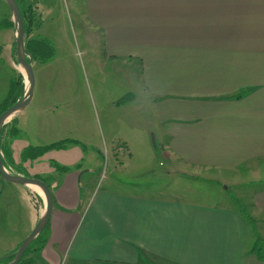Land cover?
Masks as SVG:
<instances>
[{"label":"crops","instance_id":"obj_1","mask_svg":"<svg viewBox=\"0 0 264 264\" xmlns=\"http://www.w3.org/2000/svg\"><path fill=\"white\" fill-rule=\"evenodd\" d=\"M89 14L107 53L98 61L122 66L121 103L77 90L52 55L34 62L39 90L13 115L16 135L1 140L18 173L53 192L49 239L33 264H264L252 250L259 237L264 243V178L250 213L227 192L242 189L243 173L264 175V0H90ZM6 28L13 46L15 29ZM6 58L14 72L15 57ZM132 132L143 158L126 165L129 175L118 165L113 182L91 187L83 165L98 157L101 137L123 139L131 156ZM65 139L75 141L23 158L29 147ZM120 146L111 148L117 159ZM215 180L229 183L216 199L176 192ZM8 182L12 228L0 232V258L45 212L38 186Z\"/></svg>","mask_w":264,"mask_h":264},{"label":"rangeland","instance_id":"obj_2","mask_svg":"<svg viewBox=\"0 0 264 264\" xmlns=\"http://www.w3.org/2000/svg\"><path fill=\"white\" fill-rule=\"evenodd\" d=\"M89 1L90 0H40L39 8L43 13V24L40 28V33H37L38 29L32 31L31 17L28 18L30 25L29 37H41L46 38L51 47L52 55L58 59L55 61L56 69L58 71V76H65L64 80H71L77 90L82 89L88 94L104 95V101L107 96L111 98L110 103L113 102V97L116 103H121V98L127 93L125 90V85L122 82V66L120 64L112 63L109 66L102 64L98 61V57H107V53L104 52L105 47L101 41V31L98 29L94 22L91 21L89 14ZM38 7V5H37ZM38 11V8H37ZM11 10L5 0H0V22L9 16H11ZM38 14V13H37ZM37 18V17H36ZM25 23V22H24ZM5 27L0 28V44L4 47V53L0 54V98L6 95V88L8 87L9 76L15 75L16 71H20L23 75V81L25 84L24 93L28 87L27 76L25 75L24 68L20 65L17 58L15 42L12 46L10 43L11 39V29ZM14 41L17 37L16 28L14 26ZM10 32V33H9ZM6 57H15L16 69L12 70L11 66L8 64V59ZM50 57H52L50 55ZM39 62V61H33ZM34 67L35 73V94L39 90V73H37L36 66ZM61 74H63L61 76ZM108 93V95H107ZM101 116V113H100ZM111 118H116L118 116L117 111H110ZM13 116L9 117L11 119ZM101 118V117H100ZM134 132H132L127 139L133 146L138 149L132 150V155H128V143H125L123 139L112 140L108 135L101 137L100 144L97 145L98 157L91 162L86 164L84 162V167H91L92 170L88 175L90 177L91 187L99 190L103 189V186L113 182L115 177H112V171L118 167V165H123L120 169V175H129L127 172L126 165L128 163L132 164L143 158L142 154V143L141 140L134 139ZM128 136V135H125ZM121 144L120 153L121 156L118 159L115 157L114 152L111 151L112 145ZM158 167H163L159 165L160 161L165 163L162 156H156ZM248 175H251L248 173ZM43 178H46V174L41 173ZM262 179H245L247 177L246 173H243L241 178V188L237 189L234 186L229 185V189L226 190V185L229 183H219L216 180L200 184L198 188L190 190H180L177 193H182L184 191H190L192 194H186L185 196L191 199H205L209 200L208 197L216 199L217 196L224 190L227 191L231 196L236 198L239 203L244 206L246 213H250L249 203L253 202L252 194L255 189L260 186L264 175H261ZM0 179H3V186L0 189V232H9L12 228L11 218L9 214V182L0 175ZM229 178V175L226 176ZM249 178V176H248ZM88 179V177H87ZM104 179V180H103ZM174 181V180H173ZM176 181H174V184ZM210 183V184H208ZM34 200L38 201L39 196L33 194ZM10 199V198H9ZM20 224L26 223V212H23L19 217ZM257 239L255 240V242ZM254 242V243H255ZM257 248L261 247V251L264 254V243L263 240H259ZM255 244V245H256ZM36 256L34 252H30L27 256L30 258ZM19 264H29L28 262H21Z\"/></svg>","mask_w":264,"mask_h":264},{"label":"trees","instance_id":"obj_3","mask_svg":"<svg viewBox=\"0 0 264 264\" xmlns=\"http://www.w3.org/2000/svg\"><path fill=\"white\" fill-rule=\"evenodd\" d=\"M17 2L22 12V17L25 22L26 32L28 33L30 31L29 29L30 25H28V23H30L28 18L30 17L33 24L31 26L32 31L34 29H39L43 23L42 17L39 14H37L38 13L37 4L39 0H17ZM14 25L15 23L10 17L0 22V28L5 26L14 27ZM25 44H26L27 53L32 57L33 61H39V62L46 61L50 57V55L52 56V52H53L52 47L49 41L44 37L30 38L29 34L28 35L26 34ZM15 46H16V41H15ZM2 52H3V45L0 44V54ZM24 87L25 84L23 81V75L21 74L20 71H16V74L11 78L10 89L7 98L0 103V114L4 112L7 108H9L11 105H13L20 97L24 95ZM10 122H8L3 126L1 131V140L4 134L13 138L18 132L19 128L14 123V117L11 119ZM74 141H72L71 139H65L45 146L29 147L27 152L23 151V158L24 159L34 158L40 154H43L45 151H47L50 148L65 146L69 142H74ZM2 152H3V160L5 165L15 166L17 168V171L21 169L20 166H17L14 163L11 152L9 151L8 148L5 147L4 144H2ZM65 168L66 170L69 169L68 167ZM241 207L242 209H244L242 205ZM48 232H49V222L47 226L44 228V230L40 232L36 236V238L32 241V243L29 245L20 263L28 262L29 264H33L35 262L36 259H34L33 257L28 258L27 255L30 252H34L37 255L41 253L42 249L45 247L46 243L48 242L49 239ZM260 239L261 238L259 237L257 243ZM252 250L253 251L258 250L260 252L261 247L257 248V244H256ZM259 252H257V254L261 256ZM15 254L16 251L0 258V264H7L9 261H11L14 258Z\"/></svg>","mask_w":264,"mask_h":264},{"label":"water","instance_id":"obj_4","mask_svg":"<svg viewBox=\"0 0 264 264\" xmlns=\"http://www.w3.org/2000/svg\"><path fill=\"white\" fill-rule=\"evenodd\" d=\"M12 12V20L15 23L16 28V53L18 62L25 70V75L28 80V87L22 97H20L13 105L7 108L4 112L0 114V174L3 178L8 181L19 183V184H31L41 188L45 197V212L38 220L36 226L32 229L31 233L21 242L14 258L7 264H18L23 258L25 252L27 251L29 245L36 238V236L44 230L47 226L51 213L54 207V196L49 184L39 178L29 175H24L20 173H13L7 170L3 160L2 144H1V131L3 126L10 120L9 117L15 115V113L23 109L31 100L35 87V73L33 67V59L27 53L25 37L26 29L25 23L23 21L22 12L19 7L17 0H6Z\"/></svg>","mask_w":264,"mask_h":264},{"label":"built area","instance_id":"obj_5","mask_svg":"<svg viewBox=\"0 0 264 264\" xmlns=\"http://www.w3.org/2000/svg\"><path fill=\"white\" fill-rule=\"evenodd\" d=\"M37 200L35 199V202H36Z\"/></svg>","mask_w":264,"mask_h":264},{"label":"bare ground","instance_id":"obj_6","mask_svg":"<svg viewBox=\"0 0 264 264\" xmlns=\"http://www.w3.org/2000/svg\"><path fill=\"white\" fill-rule=\"evenodd\" d=\"M41 189V188H40Z\"/></svg>","mask_w":264,"mask_h":264},{"label":"flooded vegetation","instance_id":"obj_7","mask_svg":"<svg viewBox=\"0 0 264 264\" xmlns=\"http://www.w3.org/2000/svg\"><path fill=\"white\" fill-rule=\"evenodd\" d=\"M38 5V4H37Z\"/></svg>","mask_w":264,"mask_h":264}]
</instances>
